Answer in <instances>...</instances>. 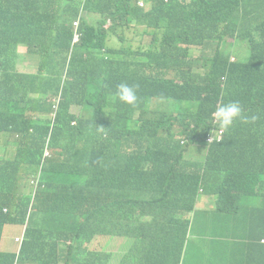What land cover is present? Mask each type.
<instances>
[{
	"label": "trees",
	"instance_id": "16d2710c",
	"mask_svg": "<svg viewBox=\"0 0 264 264\" xmlns=\"http://www.w3.org/2000/svg\"><path fill=\"white\" fill-rule=\"evenodd\" d=\"M139 1L0 0V242L6 226L27 225L19 252L0 251V264H102L104 238L127 243L129 258L150 240L157 264H181L169 249H190L184 217L196 195L209 198L200 211L232 221L217 252L264 264V0H146L149 11ZM182 45L200 54L188 58ZM19 46L38 52L36 73L18 70ZM121 83L135 88L134 106L118 100ZM230 102L249 122L211 143L212 113ZM190 147L204 160L187 158ZM134 195L158 197L142 208L159 211L148 237L123 223Z\"/></svg>",
	"mask_w": 264,
	"mask_h": 264
},
{
	"label": "rangeland",
	"instance_id": "374dc122",
	"mask_svg": "<svg viewBox=\"0 0 264 264\" xmlns=\"http://www.w3.org/2000/svg\"><path fill=\"white\" fill-rule=\"evenodd\" d=\"M145 7H148L147 5ZM87 20L90 23L96 24L97 21L94 20L92 16H87ZM63 25L68 26L67 23L62 22ZM108 25H112L111 21L107 22ZM75 32H79L80 28V20H77L76 23H74ZM106 28V27H105ZM80 42V34L75 37L73 43H79ZM28 49L24 47H18V53L23 56V59L21 60V63L18 67V70L21 73H36L39 57L38 52L34 51L32 55H29L27 57ZM200 52L198 50H194V56H198ZM245 56V51L242 52L241 56H239L237 59H241ZM235 59V58H234ZM1 77V75H0ZM72 112L79 113L80 107L73 106L71 108ZM191 151H189L186 155L187 158L191 159V161H203L206 156V150L203 152V154H198L195 152L194 147H190ZM0 157L3 158L4 154H0ZM121 179L122 181H127L129 177V163L121 160ZM194 175V174H193ZM174 193L178 194L176 191V188L173 184H169ZM154 198L158 197H141L139 195H134L132 198V204L125 205L123 207L124 214L127 216L126 219L123 220V223L127 225L128 227L134 228V229H140L145 228L144 232L146 233V236H150L152 234V227L159 221V218H156V215L159 213V211H155L149 208V211H151L153 214L147 215L142 208L149 207L148 202L153 200ZM196 207L204 206L206 207L207 203H209V198L207 196H197L195 197ZM194 200V201H195ZM108 201L112 204L110 207L106 209V211L109 214V211L113 209L116 199L109 197ZM246 209V205L241 206V211ZM186 210V209H183ZM188 211V210H186ZM187 214L184 219L190 221V228H189V236L188 240L190 242V249L186 246L184 250H181V247L173 246L169 249V252L173 254V256L180 258L181 264H230L232 261L231 253H228L227 255H223L222 253H218L217 250L214 248L213 244L216 241H221V239H227L226 232L231 230L232 228V221L227 217H217L215 215H210L206 212L197 211L196 213ZM170 211L166 213V215H170ZM110 215V214H109ZM216 217V218H215ZM118 219V218H115ZM119 220V219H118ZM4 232V238L3 242L1 243V249L3 251L7 252H19L20 250V243L22 242L24 238L23 234V226H6ZM226 236V237H225ZM18 239V241H17ZM120 238H112L108 242V244L102 249V253H108L113 252L114 254L118 253V248H113L114 241L119 240ZM70 240L67 242L69 243ZM86 242V241H85ZM192 244H197V246H192ZM65 244L61 243L58 246L59 248H62ZM84 250H83V256L81 259L83 260L84 254L89 249V247L93 246V241L89 244ZM0 249V251H1ZM230 249V248H228ZM145 257V256H144ZM143 258V257H142ZM142 258L140 260H142ZM224 258V259H223ZM63 264V263H61Z\"/></svg>",
	"mask_w": 264,
	"mask_h": 264
},
{
	"label": "clouds",
	"instance_id": "9594fccd",
	"mask_svg": "<svg viewBox=\"0 0 264 264\" xmlns=\"http://www.w3.org/2000/svg\"><path fill=\"white\" fill-rule=\"evenodd\" d=\"M187 1H189V0H187ZM164 2L166 4H168L170 1L165 0ZM146 5L148 7H145ZM139 6L143 10L149 11L152 8V2L151 1L148 2L146 0H140ZM126 27H127V25L123 24L122 28L126 29ZM147 29L149 30V32H151V30L148 27H147ZM19 47L27 48L25 46H19ZM182 47L188 48V50H189V57L188 58L195 57L194 56V50H198L199 52L201 50V47L192 46V45L191 46L182 45ZM142 50H144V49L141 47V51ZM166 78L167 79H173L174 74L168 73L166 75ZM116 95L118 97V100L121 103H124L127 105H133V106L137 103L136 90L134 87L129 86L127 83H121L120 85H118ZM137 105L135 106V108L138 107ZM212 116L215 119V121L218 123L219 130L222 132L229 130L232 127L233 123L238 119L244 120L245 123L249 122V118L244 115L243 108L239 102H230L227 104H218L217 107L215 108V111L212 113ZM257 119H258V117L253 115L250 118V122L254 123ZM44 156L46 159L51 158L52 157L51 149L47 148L45 150ZM42 179H43V174H40V173L37 176H35L33 179H30V182H29L30 187L29 188L35 195L37 194V191L40 187V183H41ZM26 229H27V225L23 226L22 230H23L24 237L26 234ZM23 240H24V238H23ZM144 240H146V239H144ZM146 241H150V240H146ZM99 254L102 255L101 251L99 252Z\"/></svg>",
	"mask_w": 264,
	"mask_h": 264
},
{
	"label": "crops",
	"instance_id": "0c3cea01",
	"mask_svg": "<svg viewBox=\"0 0 264 264\" xmlns=\"http://www.w3.org/2000/svg\"><path fill=\"white\" fill-rule=\"evenodd\" d=\"M122 31H120L117 35H112V36H108V44L109 45H116L118 43V37L120 36ZM208 205V203H207ZM206 205V206H207ZM204 206H200V207H196L195 209V213L197 211H200ZM7 227H5L6 229ZM4 229V232H5ZM4 232H3V236L0 242V249H1V243L3 242V238H4ZM112 240V238H104L102 240V247L100 249L101 253H102V249L108 244V242ZM151 241H146L143 239V247L145 249V251H147L146 254H142L140 256L134 257V258H129V253L131 252V250L129 251V248H126V246L128 245L127 243H125L123 240L119 239L114 241L113 244V248H118V253L114 254L113 252H108V253H102V264H116L115 263V256L118 257V261L117 264H141L144 261H147L149 264H157V258H158V252L156 250L152 251L148 250L146 248V246L150 243ZM214 248L217 251L222 252V250L226 247L225 243L223 240L221 241H216L213 244ZM189 248V247H188ZM2 252H7V251H3L1 249ZM129 251V252H128ZM8 253H15L14 252H8ZM112 255L111 257L109 255ZM145 256V257H144ZM127 257V260H126ZM143 257L142 260H140Z\"/></svg>",
	"mask_w": 264,
	"mask_h": 264
},
{
	"label": "built area",
	"instance_id": "2783aa9c",
	"mask_svg": "<svg viewBox=\"0 0 264 264\" xmlns=\"http://www.w3.org/2000/svg\"><path fill=\"white\" fill-rule=\"evenodd\" d=\"M76 36H78V35H76ZM222 135H223V132L222 131H219L218 133H217V135L216 136H210L209 137V142H214L215 140H218V141H220L221 139H222ZM215 137V138H214ZM17 241H18V239H17ZM22 243V242H21ZM21 243H20V245H21Z\"/></svg>",
	"mask_w": 264,
	"mask_h": 264
}]
</instances>
